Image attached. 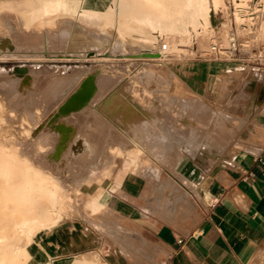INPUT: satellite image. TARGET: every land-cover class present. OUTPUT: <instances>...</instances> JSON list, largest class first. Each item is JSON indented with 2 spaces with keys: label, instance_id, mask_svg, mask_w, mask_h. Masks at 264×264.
Listing matches in <instances>:
<instances>
[{
  "label": "rangeland",
  "instance_id": "rangeland-1",
  "mask_svg": "<svg viewBox=\"0 0 264 264\" xmlns=\"http://www.w3.org/2000/svg\"><path fill=\"white\" fill-rule=\"evenodd\" d=\"M23 1L24 0H0L2 4V10L0 9V11H2L0 12V18L2 19V21L0 19V35H4L6 32L5 30L8 26L6 21H8L11 27L13 25H17L16 27H18L19 24H24L21 20L22 16L17 10L5 8L7 5L16 6L18 3H23ZM28 1L31 5H37L39 2V0ZM222 2V5L217 7V12L220 15L219 23L215 28L211 29L201 28L192 18L194 14H204V6H201L200 0H180L179 8L173 10L169 18L158 16V11L156 10H150L149 8H145L144 10L143 7L130 3L128 0H109V2L102 3L108 14L106 20L102 17L85 19L79 16L78 13L76 14L71 6H62L56 10L52 9L51 15L48 18H44L42 21L45 22V24H49V22L53 21V26L57 25L56 27L58 28L59 26H64L65 29L68 28V30H71L69 40L73 36V33L74 35L80 33L77 38L73 39L75 43H66V37H64L65 40H63L64 38L62 37L63 42L59 38L53 39V43L55 44H42L40 46L41 48L39 47L41 50L39 48L37 49L36 56L31 55L34 53L27 46L23 47L22 45L21 47V45H17L16 43H14L15 46H13L12 49L0 46V102H2L0 105V145L3 143L6 144L8 141L6 139H8L9 127L4 114H6V110L9 109L8 104L11 105L13 103L12 105H24L27 107L28 111L32 113V116L30 115L31 122L25 123L28 131L13 133V136L11 135L12 140H15L16 145L18 144L20 147L25 148L23 152L26 154H30L31 152L36 153V151L39 150H41V153L45 151L46 146L42 148L41 146L46 145L47 138L50 137L51 141L53 131L51 130V133L45 134L44 129L48 128V126L55 121L54 117L57 115L56 112L59 105L66 98V95L71 93L68 91L73 87L77 88L79 79L88 73L95 74L94 76L97 78L96 83H100L101 85L102 82L107 84L109 78L111 80L110 83H113L114 77L127 84H150L152 88V109L150 107L148 108L150 111L155 112L156 117L154 120L159 123H153V125H158L157 130L151 125L153 132L151 136L149 135L146 137L147 144L149 145V147H147V152L152 153V157L130 156L127 154L129 150H123L119 146L122 154L115 155L113 158L112 156H98V158H103L101 160L105 163H97L96 165L94 163L84 164L83 167L99 172L92 176V180L90 177L86 182H81V184L76 182L78 183L76 185L63 182V185L67 187L66 192H64L65 194H63V192L60 194V191L58 193V189L52 186L41 187L39 184L40 181L36 177V181L33 183L34 186H26L21 189V194L33 198L34 203L30 201L25 204H18L17 202H11L7 185L0 187V264H40V262L44 261V256L39 261L42 255L38 253L34 254V248L41 242L46 244L49 240L50 232H54L56 228L64 227L71 216L78 215L88 220L92 212H98L99 209L93 210L89 205L83 204L82 197L89 196V194L92 193L90 192L91 190L95 189V192L100 191L102 194L104 191L108 192L107 190L110 188L118 192V185L129 190L142 179L153 187V196L158 198L157 204L160 209H162V203H177L183 195L187 194L181 185V183L186 185L187 183H185L182 176L176 171L178 165H176L177 156H182L180 149L184 141L181 140L182 135L176 131H172L173 129L168 126V122L174 121L178 124V126L175 124V127H179V129H183L186 132L188 131L190 135L187 136L192 137V140L185 141V148L189 152L191 151L192 157H194L198 149L207 151H210L211 148L218 149L220 146L217 147L211 144L212 146L208 145L207 148L202 145L207 140L206 138L208 135L212 134L218 122L228 123L229 120H234V127H237L235 123L237 118L236 116H232L230 112L221 109L222 100L220 98L216 100L215 103H212L203 96L192 93L190 98L185 99L184 105L181 103L178 104L176 98L168 95L172 80L174 79V74L168 64L179 60H196L197 58H204L202 54L207 50L211 40L215 37L219 38L217 34L222 31L221 33L224 34V37L220 36L222 40H224V38H234L238 42V59L223 60V62H230V65L221 64L222 68L232 66L234 72L231 74H234V76H238L241 70L247 69L250 74H252V78L263 79L264 77V34L259 31L260 28L257 26L258 24L256 21L248 19L247 17L245 18L246 20L244 17L241 20L236 19L235 14H233L236 8L232 0H223ZM247 5L248 9H246V13L249 9H253L251 3ZM25 8L26 5H23L21 9ZM222 11H224V13ZM6 14L8 16H6ZM126 14H131L132 18L126 20ZM140 17L145 18V20H141V22L137 24V22H139L137 19ZM5 18L7 20H5ZM3 19L5 21H3ZM146 19L150 20L154 25L145 26L147 25ZM133 20H135V22ZM70 23H73L72 26ZM102 23H104V25ZM143 23H145V25ZM40 25H43V23ZM69 26L71 29H69ZM128 29H130V36L126 35L124 36V40H120L121 38L117 36V32ZM91 34L105 37L104 43L101 44L96 42L91 37ZM142 34L152 36V41L155 42L152 44L151 41H144L143 38L140 37ZM202 36H204L205 40L203 39V41H200V37ZM41 40L44 41V37H42ZM111 41H123L122 44L124 47H122V49L115 48L113 45H110ZM162 41L167 42V44L169 43L170 50L169 53L162 56L160 60L133 55V53L140 52L141 48L152 47V50H157V48H159V43ZM171 41L173 43H171ZM170 43L173 45L175 43L176 46H170ZM146 44L150 46H146ZM37 53H39V55ZM44 54L47 56L45 57ZM145 65H147L149 69L155 68L156 70L149 73L139 72L141 66ZM18 66L23 67L26 74H32V84L25 88L13 86L11 83L13 78L12 69ZM162 67H164V70H162ZM132 72L136 73V76L131 78L129 75ZM76 74H79L78 78H75L77 76ZM145 79H147V82ZM150 79L151 81L149 82ZM103 86L104 85H102V87ZM100 87L101 86L98 85L96 91L98 94L97 99L102 95L100 92L102 87ZM21 90L24 91L23 94H25V96H23ZM112 94L113 93L109 94L108 97ZM119 94H122L123 97L124 95L128 96L123 93ZM143 95L145 96L146 94L144 93ZM108 97L105 101H107ZM155 98L158 100V103L154 101ZM13 99H15V102L12 101ZM96 102L94 101L93 107L89 108V112H92L93 115L96 113ZM145 109L147 110V108ZM191 109L192 115L189 114ZM203 112L205 114H201ZM187 114L189 116H186L188 119L187 121L194 119V115H196L199 118L196 119L198 121L201 120L200 123L202 124L199 123L195 125L194 127L196 128L186 123H184V126L182 123V116ZM87 116L90 115L88 114ZM202 116L204 118H202ZM216 117L219 118L217 119ZM212 118H216L217 120L215 119V122L217 123H215ZM58 120H62L60 115L56 121ZM78 121H81V119ZM203 122H205V125ZM214 123L216 125H214ZM208 124H210V126ZM200 125L206 126V132H208L206 133L205 130L203 132L202 129L206 127L204 128V126H201L203 128H200L198 127ZM159 129L162 131V133L160 132L161 134H159ZM192 130H195L193 131L194 133H192ZM201 131L204 134H201ZM233 131L234 135L232 137L236 136L234 128ZM26 143L29 145L28 147ZM133 148L134 147H132V149ZM112 150L113 149H110L109 152H112ZM133 153H136V151ZM41 158L44 159L43 163L45 167H48L47 171L51 169L53 172L56 170V163H59L65 157L44 156ZM52 159L55 166L51 164ZM111 159L117 160V163L108 164V168L101 171ZM84 162H87L86 157H84ZM68 170L75 171L76 168L71 166ZM53 175H55V173H52L50 176ZM26 177L29 179L34 178V174L28 172ZM101 187L103 189H99ZM164 191L168 193L166 194ZM87 192L90 193L88 194ZM3 196H5L4 199ZM55 200L58 201L55 202ZM32 206H34L33 210H31ZM108 215L109 213L106 211L105 216L107 217ZM123 238L115 239L121 241L122 249L125 251L129 244L128 241L123 242ZM108 239L110 243L114 241L112 237H108ZM125 254L129 256V252ZM34 257H36V260ZM132 257L138 259L140 264H146V260L149 262L151 259V256L144 252L136 255L134 254ZM74 259L72 264H81L80 262H83V264L91 262L103 264V260L99 258L96 252L80 255ZM48 264L51 263L48 262ZM247 264H264V255L253 258Z\"/></svg>",
  "mask_w": 264,
  "mask_h": 264
},
{
  "label": "crops",
  "instance_id": "crops-1",
  "mask_svg": "<svg viewBox=\"0 0 264 264\" xmlns=\"http://www.w3.org/2000/svg\"><path fill=\"white\" fill-rule=\"evenodd\" d=\"M88 1L91 7L109 2ZM229 63L197 58L168 64L174 74L168 95L176 98L178 104L184 105L192 93L212 103L220 98L221 109L237 118V127H234V120L228 121L233 133L226 134V137L230 135L228 140L225 137L226 142L218 149H198L194 157L185 148V141L192 140L187 136L190 135L188 131L175 127L178 124L174 121L168 122L172 131L182 135L184 141L176 171L187 183H181L187 194L177 203H162L160 209L158 198L153 196V187L142 179L129 190L121 185L117 186L118 192L109 188V196L102 200L103 206L98 212H92L88 220L71 216L64 227L49 233L46 244L41 242L34 248V254L42 255L39 261L44 256L51 264H72L77 256L96 252L103 264H140L132 256L144 252L151 256L146 264H247L264 255V77L252 78L247 69L234 76L232 66H221ZM135 76L133 72L129 75ZM110 82L109 78L95 104V117L98 118L90 115L79 122L82 128L90 124L99 128L90 135L97 139L99 150L104 155L107 153L105 157L110 156L111 145L131 150V139L135 134L136 137L141 135V131L133 128L141 123L131 115L136 103L144 108L152 107L150 84H127L116 77ZM76 89L73 87L68 92ZM111 93L128 95H124L129 99V110L126 111L125 106L122 108L123 120L116 113L114 118L110 117L103 107ZM119 109L115 108V112ZM189 114L192 115V109ZM129 121L134 123H127ZM182 123L192 125V119L182 120ZM232 126L236 132L234 137ZM109 129L113 135L107 132ZM82 198L83 204L89 205V196ZM108 237L114 241L110 243ZM121 237L129 244L128 247L123 245L125 251L121 241L115 239Z\"/></svg>",
  "mask_w": 264,
  "mask_h": 264
},
{
  "label": "bare ground",
  "instance_id": "bare-ground-1",
  "mask_svg": "<svg viewBox=\"0 0 264 264\" xmlns=\"http://www.w3.org/2000/svg\"><path fill=\"white\" fill-rule=\"evenodd\" d=\"M128 1L130 3L136 4L139 7H143L144 10H145V8H149L150 10H156V11H158L157 15L160 17H163V18H169L171 16L173 10L178 9L179 4H180V0H128ZM222 1L223 0H200L201 6H204V14L197 13V14L193 15L192 18L194 19L196 24L200 25V27L204 28V29L215 28L219 23V16H220L217 12V7H219V5H222V3H223ZM232 2L234 3V6L236 8L235 13L232 12L233 14H235L236 19L241 20V19H243V17H244V19L247 17L248 19L256 21L258 24L257 26H259V28H260L259 31L264 34V0H232ZM248 2L251 3L253 9L252 10L249 9L250 11L248 10L249 12L247 11V13H246V9H248L247 4H250ZM23 5H26L25 9H21ZM1 6H2V4L0 3V9H1ZM62 6H71L73 8V11L76 14L78 13L79 16H81L85 19L95 18V17L101 18L102 17V18H105V20H106V18L108 17V14L106 13L105 6L103 4L98 5V7H91L88 0H39L37 5H31V4H29L28 0H24L23 3H18L16 6L7 5L5 7L9 10L10 9L17 10L19 12V14L22 16L21 20L23 21L24 24L18 23L19 26L16 27L17 25L16 26L13 25L15 27L14 28L13 26L11 27V25L8 23V21H6L8 26L6 27L5 34L0 35V46L4 47V48L5 47L11 48V49L13 48V46H15L14 43H16L17 45H21V47H22V45H23V47L27 46L34 53L31 55L36 56V51H38L37 49L42 44L47 43V44L51 45V43H52L54 45L55 43H53L54 42L53 39L55 40V39L59 38L62 41V39L64 37H66L67 38L66 43H69V42L75 43V40H73V39L77 38L78 35H80V33L79 34L76 33L75 35L73 33V36L69 40V37L71 36V30H68V28L65 29L64 26H62L63 28L60 26L58 28V27H56L57 25L53 26V23H52L53 21L49 22V24H45V22L42 21L44 18H48L51 15L52 9L56 10ZM223 8H225V7H223ZM0 12H2V11H0ZM222 12L224 13V11H222ZM7 14H6V16H8ZM66 15H68V14H66ZM17 16H18V14H17ZM57 16H59V15H57ZM125 17H126V20H130L132 18L131 14H126ZM6 18H5V20L8 19V18L7 19ZM5 20L3 19V21H5ZM137 20H139V22H137V24H139L141 22V20L143 21V20H145V18L140 17ZM1 21H2V19H1ZM133 21L135 22V20H133ZM146 21H147L146 22L147 25H145V23H143L145 26H148V25L153 26L154 25V24H152V22H150V20L146 19ZM19 22H20V20H19ZM40 22H42L43 25H40V24H42ZM247 22H248V20H247ZM249 22H251V21H249ZM73 23H70L71 26ZM102 24L104 25V23H102ZM142 27H143V25H142ZM69 29H71L70 26H69ZM98 30H100V29H98ZM259 31H258V33H259ZM94 32H96V31H94ZM221 32L222 31L218 32V34H217L219 38H220V36L222 37L224 35ZM97 34H98V32H97ZM100 34H102V33H100ZM130 34H131L130 29L120 30L117 32V36L121 38L120 40H124V36H126V35L130 36ZM42 37H44V41L41 40ZM91 37L98 43H101V44L104 43L105 37H100V35L97 36V35H93V34H91ZM140 37L143 38V40L146 42L151 41L152 44L155 42V41H152V36H150V35L142 34V35H140ZM154 38H155V36H154ZM203 39H204V36L200 37V41H203ZM225 39L226 38H224V40ZM63 40H65V38ZM126 40H127V38H126ZM129 40H130V38H129ZM169 40H170V38H169ZM172 40H173V38H172ZM122 42L123 41H111L110 45H113V47H115V48L122 49V47H124ZM171 43H173V42L171 41ZM171 43H170V46L175 45V43H174V45ZM176 44H178V43H176ZM148 45L146 44V46H148ZM160 45H161V42L159 43V47H160ZM58 46H59V44H58ZM27 47H26V50H27ZM56 47H57V45H56ZM168 47H169V43H168ZM151 48L152 47L141 48L140 52L133 53V55L135 54L139 57L154 58V59L160 60L162 58V55H159L160 49L157 48V50H152ZM169 50H170V47H169ZM39 53H37V54L39 55ZM46 56L47 55H45V57ZM149 67H152V66H149ZM23 69L24 68L21 66H18L16 68L12 69L13 78H12L11 83L13 86H20V87L25 88L26 86L32 84V80H31L32 74L31 75H29L28 73L26 74ZM155 70H156L155 68L149 69L148 66L145 65V66H141V69L139 70V72H148L149 73V72L155 71ZM162 70H164V67H162ZM76 75L77 76L75 78H78L79 74H76ZM94 75L88 73V74H85L81 79H79L76 91L71 92L70 94H67L66 98L59 105V108L56 112L57 115H55V117H54L55 121L53 123H51V125H49L48 128L44 129L45 134L51 133V130L53 132H52V137H51L52 142L50 141V137H49L46 140L47 141L46 145L41 146V148L43 146H46V150L43 151L42 153H41V150H39V151H36V153L31 152L30 154H26L25 152H23L25 148L20 147L17 144L19 146L18 147L15 143V140H12V136H13L12 134L13 133L14 134L17 132L23 133L25 131H28L27 125L25 123L31 122L30 117L32 116L31 115L32 113L29 112L27 107H25L24 105H21V106L16 105V104L12 105L13 103L11 105L8 104L9 109H7L6 110L7 113L4 114V117L6 116V122L8 123V127H9L8 136H7L8 139H6L8 141L6 144L3 143L2 145H0V161H1V165H0V187L7 185L8 192L10 193L9 196L11 197L12 203L17 202L18 204H25V203H28L30 201L34 203L33 198H29L28 195H22L21 194V189L25 188L26 186H34L33 183H34V181H36V177L39 179L40 182H42V183L39 182L41 187L52 186V187H55L58 189V191H57L58 193L60 191V194H61V192H63V194H65L64 192H66L67 187L63 185V182H69L71 185L72 184L76 185L78 183L81 184V182H86L87 179L90 177L92 180V176L99 173V172H96V170L87 169V168L83 167L85 163H94L95 165L97 163L98 164L105 163L101 160L103 158H98V156H100V154H102V155H104V154L102 151L99 150V143L96 141L97 139H94L95 136H91L93 133H96L97 129H99V128L97 126H95L94 128L91 127L90 125H93V124H90L91 122L89 123L90 125L84 126L82 128L79 124L80 121H78V120L82 119V117L87 116L88 114L91 115L92 117L96 116V113H95V115H93L92 112H89V108L93 107L92 106L93 102L94 101L96 102V100H97L98 94L96 91L98 89V85H100L102 87V85L105 86L106 83L102 82V85L100 83L97 84L96 83L97 78ZM23 93H24V91H22V94ZM23 96H25V94H23ZM110 96L108 97L107 101L104 102V105L102 103L101 104L103 105L105 111L108 113V115L110 117L114 118V114L116 113V115L119 118H121V120H123L124 114H121L123 112L122 108L125 106L127 108L126 111L129 110L128 109L129 108V100H125L123 95L119 94V93H113ZM6 99H8V98H6ZM14 100L15 99H13L12 101L15 102ZM18 101H19V99H18ZM154 101H156L158 103V100L156 98ZM138 103H136L135 109L132 110L131 115L135 116L134 118H136V120H138V122H141L142 124L138 123L137 125H135L136 127L134 125H132V127L134 126L133 128H136L137 131H139V133H140V131L142 133L140 135L137 132L139 134L140 138H139V136L136 137V134L134 136V137H136V139L133 137V139H135V140L130 138L132 140L134 148L127 151V154L130 156H134V157L135 156H151L152 157V155H151L152 153L147 152L148 151L147 147H149V145L147 144L146 137L149 135L151 136V134L153 132L151 129V125H153V123H155V122H157V124H159V123H158V121L154 120V118L156 117V114L154 111H150L148 107L146 110L145 108H143L144 105L141 106ZM1 104H2V102H0V105ZM4 104H6V103H4ZM17 104H19V103H17ZM117 107L121 108V109H119L120 114H117V113H119V110H118V112H115V111H117V110H115V108H117ZM20 108H21V110H20ZM151 109H152V107H151ZM90 110H92V109H90ZM95 110H96V108H95ZM201 114H205V113L203 112ZM201 114H200V116H201ZM59 115L61 116L62 120L56 121V119H58ZM101 115H104V114L101 113ZM125 115H126V117L128 116L127 114H125ZM2 116H3V114H2ZM186 116H188V114L182 116V120L184 122L187 121ZM194 116H195V118L193 117L194 119H192V125H191L193 127L195 125L199 124L201 121V120L198 121L196 119V118H198L196 115H194ZM202 118H204V117L202 116ZM210 119H209V121H210ZM212 119H214V118H212ZM215 119H214V122H215ZM98 120H100V117ZM126 120L128 121V119H126ZM85 122H87V121H85ZM102 122H104V121H102ZM127 123H132V122L129 121ZM127 123H125V124H127ZM203 123L205 125V122H203ZM215 123H217V122H215ZM215 123H214V125H216ZM135 124H136V122H135ZM189 124H190V122H189ZM200 124H202V123H200ZM210 124H211V122H210ZM210 124H208V125L210 126ZM227 124L218 122V124L214 128L212 134L211 135L207 134L208 135V137L206 138L207 140L203 143L202 146L207 147L208 145L209 146L215 145V146L219 147L221 144L226 142L225 141V137L227 136L226 134H229V133L231 134V132H232L231 128H229L230 127L229 124L228 125ZM84 125H86V124H84ZM100 125L102 126V124H100ZM107 125H109V124H107ZM204 125H200L198 127L203 128L201 126H204ZM206 125H207V122H206ZM157 126L158 125H156V124L153 125V127L156 130H157ZM184 126H185V124H184ZM149 127H150V129H149ZM205 127L206 126H204V128ZM194 128H196V127H194ZM206 129H207V127L205 129H202V131L204 132V130H205V132H206ZM102 130H104V128ZM111 131L112 130L109 129L107 132H109V134L110 133L112 134ZM134 131H135V129L133 130V133H135ZM193 131H195V130H192V133H194ZM160 132L162 133L161 129H159V134H161ZM203 132L201 134H204ZM101 133H100V135H101ZM206 133H205V135H206ZM87 134H89V136H91L93 139H90V137ZM107 135H108V133H107ZM103 136H104V133H103ZM229 136L226 137V139L229 138ZM137 138H139V139H137ZM114 139H115V137H114ZM101 144H103V142ZM233 144H235V143H233ZM26 146L28 147L29 145L26 143ZM107 146H108V144H107ZM236 146H237V144H236ZM109 148L113 149L112 152H110V156H112V158L115 155L122 154L121 148L119 147V145H115V146L111 145V146H109ZM115 150H116V152H115ZM134 151H136V153H133ZM44 156H46V157L63 156L65 158H63V160L60 161L59 163H56V166H55V163H53L54 162L53 159L51 160V164H53L56 167V170H54L55 172L54 171L52 172L51 169H50V171H47L48 167H45V165L43 163L44 159L41 158ZM84 157L87 158V162H84ZM180 158H181V156L178 155L177 161ZM116 161L117 160L111 159L108 163H106L105 168L102 169L101 171H104L106 168H108V164L115 163ZM71 166L76 168V170L75 171L68 170L69 167H71ZM28 172L34 174V178L29 179L28 177H26V174ZM52 173H55V175L50 176ZM76 182H78V183H76ZM99 189H103V188L101 187ZM66 195H64V196H66ZM108 196H109L108 192L104 191V193L101 194L100 191H96V192L94 191V193L89 194V198H90L89 206L93 210L100 209L101 206H103L102 200L106 199ZM4 198H5V196H3V199ZM56 201H58V200H55V202ZM10 206H11V204H10ZM33 208H34V206L31 207V210H33ZM80 263L83 264V262H80ZM40 264H48L47 258L45 257L44 261L40 262ZM85 264H95V263H85Z\"/></svg>",
  "mask_w": 264,
  "mask_h": 264
},
{
  "label": "built area",
  "instance_id": "built-area-1",
  "mask_svg": "<svg viewBox=\"0 0 264 264\" xmlns=\"http://www.w3.org/2000/svg\"><path fill=\"white\" fill-rule=\"evenodd\" d=\"M160 55L164 56L169 53L168 44L164 41L161 42L159 47ZM238 42L234 38L222 40L215 37L211 40L207 50L202 54L206 59L213 60H235L237 56Z\"/></svg>",
  "mask_w": 264,
  "mask_h": 264
}]
</instances>
